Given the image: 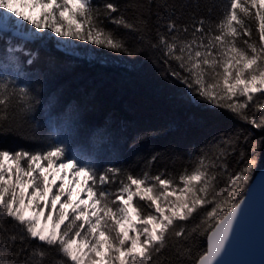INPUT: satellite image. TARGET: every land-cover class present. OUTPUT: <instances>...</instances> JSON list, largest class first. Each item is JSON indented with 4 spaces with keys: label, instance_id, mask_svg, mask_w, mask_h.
Instances as JSON below:
<instances>
[{
    "label": "snow or ice",
    "instance_id": "snow-or-ice-1",
    "mask_svg": "<svg viewBox=\"0 0 264 264\" xmlns=\"http://www.w3.org/2000/svg\"><path fill=\"white\" fill-rule=\"evenodd\" d=\"M53 39L146 59L182 101L232 124L140 152L168 128L130 134L109 117L73 147L81 106L61 92L44 103L56 66L29 47ZM262 159L264 0H0V264H250L237 257L256 242L257 205L264 248Z\"/></svg>",
    "mask_w": 264,
    "mask_h": 264
},
{
    "label": "trees",
    "instance_id": "trees-1",
    "mask_svg": "<svg viewBox=\"0 0 264 264\" xmlns=\"http://www.w3.org/2000/svg\"><path fill=\"white\" fill-rule=\"evenodd\" d=\"M29 47L39 52V68L46 71L49 62L56 66V71L47 75L43 82L44 103L50 95L61 92V105L81 106L82 120L77 135L72 138L73 147L85 143L91 132L109 117L127 126L130 134L149 128H168L166 135L151 140L148 146L138 149L140 152L152 147L164 149L175 145L185 149L199 145L232 124L182 101L176 89L165 84L146 59L98 55L96 51L88 52L81 47L73 54L57 48L54 39L32 42ZM48 131L41 128L42 134ZM10 143L15 146L22 142ZM100 157L102 162L111 159L103 151ZM131 159L132 155L127 152L121 156V162ZM263 167L264 159L258 171Z\"/></svg>",
    "mask_w": 264,
    "mask_h": 264
},
{
    "label": "water",
    "instance_id": "water-1",
    "mask_svg": "<svg viewBox=\"0 0 264 264\" xmlns=\"http://www.w3.org/2000/svg\"><path fill=\"white\" fill-rule=\"evenodd\" d=\"M261 174H264V167L256 173L255 175L256 179H259ZM253 183H255V180L253 181ZM253 225L256 234V242L249 253L237 258L248 261L250 262V264H264V248H262L259 243V226H260L259 205H257V210L253 218Z\"/></svg>",
    "mask_w": 264,
    "mask_h": 264
},
{
    "label": "rangeland",
    "instance_id": "rangeland-1",
    "mask_svg": "<svg viewBox=\"0 0 264 264\" xmlns=\"http://www.w3.org/2000/svg\"><path fill=\"white\" fill-rule=\"evenodd\" d=\"M66 182V181H65Z\"/></svg>",
    "mask_w": 264,
    "mask_h": 264
}]
</instances>
